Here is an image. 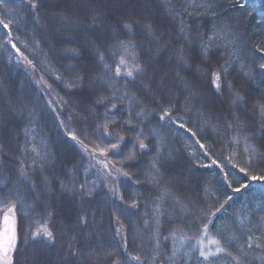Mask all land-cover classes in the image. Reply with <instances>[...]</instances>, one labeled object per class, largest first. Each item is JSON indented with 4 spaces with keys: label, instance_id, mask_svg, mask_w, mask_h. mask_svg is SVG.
I'll list each match as a JSON object with an SVG mask.
<instances>
[{
    "label": "snow or ice",
    "instance_id": "6c2138e0",
    "mask_svg": "<svg viewBox=\"0 0 264 264\" xmlns=\"http://www.w3.org/2000/svg\"><path fill=\"white\" fill-rule=\"evenodd\" d=\"M73 2L87 9V14L70 15L66 8H56L42 16L47 0H0V40L15 53L7 56L9 64L15 59L26 72H36L37 62L17 46V41L25 49L30 46L19 35L17 17L21 13V19L31 21L35 29L47 27L67 36V43L79 45L63 50L75 63L62 65V72L50 69L53 82L43 74L38 79L33 75L32 80L45 93L42 99L55 113L63 135L78 147L84 174L79 182L68 179L69 174L62 179L49 171V165L55 168L54 155L46 143L37 141L34 108L0 81V125L27 114L25 143L18 150L32 155V163L19 159L12 165L4 159L8 146L0 142V264H190L193 254L199 264H218L221 258H227L225 264H264V191L243 204L239 213L227 214L233 194L247 195L254 184L264 189V44L250 46L246 33L231 22L217 25L214 21L223 16L215 11L216 0H161L170 25L165 29L168 39L141 17L108 21L105 11L97 7L99 0ZM200 16L210 19H191ZM195 23L211 26L205 31L193 26ZM136 25L142 31L138 32ZM101 29L108 30L110 45L103 43ZM91 31L99 35L93 38ZM144 37L150 41L147 48L142 43ZM32 51H41L39 41L34 42ZM167 53L175 65L172 76L187 94L182 106L179 97L175 102L165 101L157 90L158 79L163 77L153 73V64ZM233 72L246 87L230 79ZM205 78L214 97L226 94L228 99L226 112L222 106L216 119L203 118L212 132L224 134L225 146L232 149L227 155L222 152L220 158L215 147L202 142L180 114L191 113L193 102L200 101L189 81ZM55 82L69 92L79 89L88 93L89 114L96 116L91 131L77 130L71 123L75 118L87 123V116L62 115L69 101L58 93L51 95ZM256 90L260 91L258 98L252 95ZM250 112L257 116L256 121L250 119ZM150 117H158L157 127L145 132ZM166 126L190 134L198 148L189 144L185 150L195 158V167L218 169L214 175L224 193L222 201L219 197L213 203L183 200L174 192L173 185L180 178L164 174L173 157L164 147L166 137L160 131ZM149 154L152 159L141 170V157ZM90 173L94 179L89 178ZM57 182L60 197L75 203L71 219L62 221L59 229L55 205L46 203L56 199L53 190ZM141 184L148 185L143 191L149 195L143 200L135 196L126 199L121 192L122 187L139 191L134 186ZM26 199H31L33 213L43 205L39 218L23 211ZM141 206L145 211L139 215ZM105 210L111 233L108 244L100 239ZM18 213L29 219L21 220ZM221 217L224 220L219 224ZM124 221L131 225V234ZM130 235L135 251L130 250Z\"/></svg>",
    "mask_w": 264,
    "mask_h": 264
},
{
    "label": "trees",
    "instance_id": "16d2710c",
    "mask_svg": "<svg viewBox=\"0 0 264 264\" xmlns=\"http://www.w3.org/2000/svg\"><path fill=\"white\" fill-rule=\"evenodd\" d=\"M97 7H101L105 11V16L108 21L115 20L120 17H129L135 20L137 17H141L147 21H151L156 25V31L158 34L163 35L165 39L169 38V33L165 29L169 28V22L165 17L162 8L161 0H99ZM56 8H66L69 14H87V9L78 7L74 4L73 0H47L44 7L41 9V15L46 11L54 10ZM198 11V10H197ZM215 11L223 16L222 20L214 21L217 25H222L225 22H231L233 25L238 26L241 31L245 32V39L250 46L254 47L258 43L264 44V0H216ZM23 16V13H21ZM21 16L17 17V21L20 25L19 35L21 41L27 40L29 42V48H23L22 44L17 41V46L21 48V51L32 58L36 63V72L31 73V70L25 71V66L21 64L16 65L15 59L9 64L7 62V56L9 53L15 56V53L11 51L10 47L5 46L3 41L0 40V81H3L4 86L9 89L17 98H22L25 102H28L30 107L34 108L36 119L33 123L37 124L38 131L36 134L37 141L41 144L46 143L50 152L54 155L55 168L49 165V171H54L59 178H65V174H69L68 179H75L76 181L83 182L84 174L82 168L81 153L74 142L68 140L59 129V123L55 119V113L47 107L46 99H42L45 96L44 92H40L35 83L32 80L34 75L37 79L40 75H45V78L52 81V70L63 71V66L75 63L68 59L64 55V49L71 47H78L79 45L67 43V36H61L54 33L51 29L45 27L43 29H35L31 21H25L21 19ZM193 21H204L210 19L207 17H192ZM193 26L201 27L207 31L210 24L195 23ZM139 31H142L140 25H136ZM104 33L105 45L112 43L111 36L107 29H101ZM89 35L93 38L97 37L99 33L91 31ZM119 35L125 36V33L120 32ZM138 39H141L138 36ZM40 42V49L34 53L32 48L34 42ZM142 43L145 48L149 47L150 41L147 37L142 38ZM82 54L87 53L82 49ZM47 54V55H45ZM171 53H167L160 57L159 63L153 64V73L158 77H163V80L158 79V91L164 96L165 101H176L179 97V104L182 106L185 103V96L187 95L183 88L177 83L171 70L175 67L174 63L168 59ZM215 55L213 56L211 63H215ZM237 86L246 87L244 80L236 73L233 72L230 76ZM189 84L195 89L200 101H194V110L191 113L181 112L184 119L189 121V126L198 132L202 142L213 145L217 152L218 158L223 155H227L232 149L227 148L226 137L223 133H214L211 128L206 127L203 123L204 117H212L216 119L221 114V107L224 111L228 108L227 95L216 98L212 95L210 86L207 79H199L195 83L189 81ZM131 87V86H130ZM55 91L51 93L54 97L57 93L63 96L69 101L65 106L63 116L67 118L70 115H76L77 117L87 116V123L80 118H75L71 121L73 127L77 130H92V124L96 118L95 114H89L88 105V93L84 90H72L69 92L67 89H63L59 82L54 83ZM254 98H258L260 91L256 90L252 93ZM159 98V97H158ZM202 101V102H201ZM102 115V112L100 113ZM199 114V115H198ZM250 119L257 120V116L249 113ZM151 123L145 122V132L157 127L158 117H150ZM30 118L25 114L22 119L10 120L6 125H0V142L6 146L8 155L4 157L5 160H11L12 165H16L19 159H26L27 163H32V155L29 153L27 156L22 154L18 149L24 145L25 137L23 129L29 124ZM163 136L166 137V144L164 147L168 152L173 153V157L169 160V163L164 169L166 178L179 177L180 182L173 185L174 192L179 195L183 200H202L209 203L216 201L217 197L222 201L224 199V193L218 184V177L214 175L218 173V169L211 168H197L193 163L194 157H190L188 151L185 150V145H194L189 133H185L183 129L175 128L174 126H166L160 129ZM127 139V137H126ZM259 143V140H257ZM240 151L239 148L235 149ZM200 155V152H197ZM152 159V155H144L141 157L143 165L141 170H144V166L148 161ZM167 159V157H166ZM239 159V157H238ZM242 162V160H241ZM11 165H9L10 167ZM135 172L136 169L134 168ZM75 172L76 175L72 177L70 174ZM90 179H94L93 174H89ZM125 183H128L125 181ZM139 191H133L131 188L122 187L121 192L125 195L126 199L130 196L140 197L142 200L148 197V193L143 189L148 185L141 184L134 186ZM208 188L205 192L204 189ZM24 189L21 188V194L24 193ZM56 199L49 200L46 203L54 204L56 210V227H61L62 221L66 218L71 219V214L75 211V203L67 197H60L58 190V182L54 188ZM261 187L258 184L251 186V190L247 192V195L233 194L235 199L230 202L227 214L239 213L242 210V205L251 202L254 198L260 196ZM95 202V197L93 198ZM33 205L31 199H26L23 206V211L32 213L35 218H39L43 210V205L37 208L33 213ZM227 207V206H226ZM150 208V205H149ZM145 211L143 206L139 209V215H142ZM19 215L21 220H28L29 217ZM219 215V214H218ZM105 223L100 230V239L108 244L111 238V233L108 232L107 210L104 211ZM224 218L221 217L217 223L222 224ZM126 227H128L129 233H132L131 225L128 221H124ZM169 226L166 224L164 227L165 233L168 231ZM139 241H137L138 243ZM130 250L135 251V245L131 242L130 235ZM227 260V258H226ZM190 264H199V259L196 254H193V258Z\"/></svg>",
    "mask_w": 264,
    "mask_h": 264
},
{
    "label": "rangeland",
    "instance_id": "374dc122",
    "mask_svg": "<svg viewBox=\"0 0 264 264\" xmlns=\"http://www.w3.org/2000/svg\"><path fill=\"white\" fill-rule=\"evenodd\" d=\"M225 261H226V258H221V259L218 261V264H225Z\"/></svg>",
    "mask_w": 264,
    "mask_h": 264
}]
</instances>
